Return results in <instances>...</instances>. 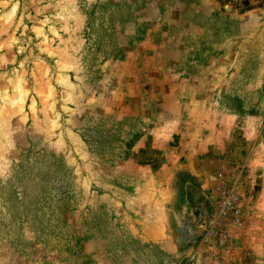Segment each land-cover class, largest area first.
<instances>
[{
  "label": "rangeland",
  "instance_id": "374dc122",
  "mask_svg": "<svg viewBox=\"0 0 264 264\" xmlns=\"http://www.w3.org/2000/svg\"><path fill=\"white\" fill-rule=\"evenodd\" d=\"M153 159L166 250L123 212ZM0 264H264V0H0Z\"/></svg>",
  "mask_w": 264,
  "mask_h": 264
},
{
  "label": "crops",
  "instance_id": "0c3cea01",
  "mask_svg": "<svg viewBox=\"0 0 264 264\" xmlns=\"http://www.w3.org/2000/svg\"><path fill=\"white\" fill-rule=\"evenodd\" d=\"M155 162L157 159H153L147 164L140 163L138 160L126 162L125 169H129L135 189L130 198L131 201L123 212L129 216L133 229L143 241L156 243L161 249L166 250L171 246L168 235L167 204L172 198L171 194L170 197L168 194L172 192L174 171L164 168L166 167L164 166V170L160 173L157 168L158 164ZM186 167L185 170L194 174L190 167ZM114 205H117V202Z\"/></svg>",
  "mask_w": 264,
  "mask_h": 264
},
{
  "label": "built area",
  "instance_id": "2783aa9c",
  "mask_svg": "<svg viewBox=\"0 0 264 264\" xmlns=\"http://www.w3.org/2000/svg\"><path fill=\"white\" fill-rule=\"evenodd\" d=\"M236 200L237 197L234 190L229 189L227 191H224L218 206L219 216H226L228 213H231L232 215H236L235 217L238 218L240 211L236 207Z\"/></svg>",
  "mask_w": 264,
  "mask_h": 264
}]
</instances>
